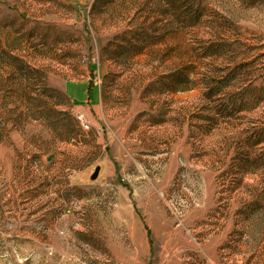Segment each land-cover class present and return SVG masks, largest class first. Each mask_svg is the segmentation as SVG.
<instances>
[{
  "label": "rangeland",
  "instance_id": "rangeland-1",
  "mask_svg": "<svg viewBox=\"0 0 264 264\" xmlns=\"http://www.w3.org/2000/svg\"><path fill=\"white\" fill-rule=\"evenodd\" d=\"M0 264H264V0H0Z\"/></svg>",
  "mask_w": 264,
  "mask_h": 264
},
{
  "label": "crops",
  "instance_id": "crops-1",
  "mask_svg": "<svg viewBox=\"0 0 264 264\" xmlns=\"http://www.w3.org/2000/svg\"><path fill=\"white\" fill-rule=\"evenodd\" d=\"M85 75L82 76V79L71 82L76 87H72L71 89H69L67 85L65 87L67 95L72 103L73 109L76 112L79 111L85 113L86 107L88 106L86 104L87 99L89 98V102H95L100 97L99 90H96L95 87L88 85V83L86 82L87 77H85ZM94 91H97L95 95Z\"/></svg>",
  "mask_w": 264,
  "mask_h": 264
},
{
  "label": "built area",
  "instance_id": "built-area-1",
  "mask_svg": "<svg viewBox=\"0 0 264 264\" xmlns=\"http://www.w3.org/2000/svg\"><path fill=\"white\" fill-rule=\"evenodd\" d=\"M76 120L83 129H88V122L86 121L84 115L80 112H77L75 115Z\"/></svg>",
  "mask_w": 264,
  "mask_h": 264
},
{
  "label": "water",
  "instance_id": "water-1",
  "mask_svg": "<svg viewBox=\"0 0 264 264\" xmlns=\"http://www.w3.org/2000/svg\"><path fill=\"white\" fill-rule=\"evenodd\" d=\"M100 170V166H95L93 173L90 175V179L94 180L97 178Z\"/></svg>",
  "mask_w": 264,
  "mask_h": 264
},
{
  "label": "trees",
  "instance_id": "trees-1",
  "mask_svg": "<svg viewBox=\"0 0 264 264\" xmlns=\"http://www.w3.org/2000/svg\"><path fill=\"white\" fill-rule=\"evenodd\" d=\"M208 87H210V88H208L209 94L206 95V98L210 99L212 97V95H213L214 88H213L212 84L210 86L208 85Z\"/></svg>",
  "mask_w": 264,
  "mask_h": 264
}]
</instances>
